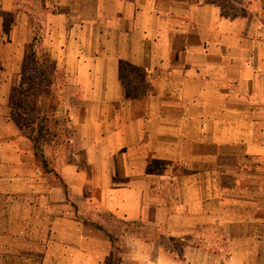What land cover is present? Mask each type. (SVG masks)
<instances>
[{"label":"crops","instance_id":"obj_1","mask_svg":"<svg viewBox=\"0 0 264 264\" xmlns=\"http://www.w3.org/2000/svg\"><path fill=\"white\" fill-rule=\"evenodd\" d=\"M223 1L31 6L61 10L43 44L80 94L71 140L86 164L62 171L90 192L77 217L9 118L33 12L0 0V264H103L102 212L157 232L120 236L131 264H264V0L232 15Z\"/></svg>","mask_w":264,"mask_h":264},{"label":"trees","instance_id":"obj_2","mask_svg":"<svg viewBox=\"0 0 264 264\" xmlns=\"http://www.w3.org/2000/svg\"><path fill=\"white\" fill-rule=\"evenodd\" d=\"M40 2V1H39ZM228 2L227 0L223 1ZM40 14H29L31 36L26 46L22 58L21 69L17 83L12 87L9 100V118L20 129L21 133L30 141L32 145L35 164L44 171L49 172V161L44 149L46 140H53L57 133L48 125L49 115H53L60 110L58 93L66 87V76L64 68H59L50 51L44 46L46 22L44 12L52 14L61 12L59 9L49 7H38ZM121 72V65L119 68ZM131 71L137 72L132 68ZM128 96L131 92L127 91ZM44 96V107L41 113H34L35 104L33 100ZM141 97L142 95H136ZM68 114L63 120L61 135L66 139V144H70L73 136V129L69 124ZM57 123V122H56ZM60 186L66 199L69 200V190L67 184L61 179ZM70 202V201H69ZM70 204H72L70 202ZM75 212L77 213L76 209ZM102 222L93 224L102 230L109 238L111 243V254H114L119 246V238L122 235L135 233L136 229L143 226L139 221H127L114 216L110 212L99 214ZM108 256L104 263L109 259Z\"/></svg>","mask_w":264,"mask_h":264},{"label":"rangeland","instance_id":"obj_3","mask_svg":"<svg viewBox=\"0 0 264 264\" xmlns=\"http://www.w3.org/2000/svg\"><path fill=\"white\" fill-rule=\"evenodd\" d=\"M21 3H25L28 7H25V9L32 11L34 15L40 14L41 9L38 7H31L33 5H37L36 0H18ZM228 2L224 3V7H222L225 11L229 12V15L235 14L237 11H245L247 7H243L246 4H251V7H248L249 9H257L260 7L261 1L259 0H227ZM51 8V7H49ZM56 7H53L52 9H55ZM47 12H44V19L46 22L47 18ZM48 26V25H47ZM47 29V27H46ZM46 32V31H45ZM46 34V33H45ZM47 36V35H46ZM50 38V37H49ZM50 42L53 43V39L50 40ZM52 45V44H51ZM52 48L51 46H49ZM54 58L56 59V48L55 53H53ZM18 76L11 77L10 85H15L17 83ZM13 85V86H14ZM76 84L74 82H69V85L67 83V86L64 90L60 91L58 93L59 95V102H60V110H57L53 115H49L48 119V125L52 130H55L57 133L56 138L53 140H46L44 143V149L46 152V155L48 156L49 161V169H51L49 172H44L41 167L39 168V171L41 173V176L44 177L51 185H55L56 188L60 186V181L62 179V171L67 169L68 165H73L75 169L79 170L80 168H85V157L83 151L76 147L74 142L72 140L70 141V144H66V139L61 135L62 127H63V120L65 118V115L68 114L71 117V122H69L70 126L74 129L78 126V117H74L73 111L70 107L71 104L79 103L80 94L78 92V88H75ZM44 96L40 95L39 97L35 98L33 100L35 104L34 113H41L42 109L44 107ZM4 109H0V113ZM81 115L83 114L82 109L78 112ZM80 115V116H81ZM57 122V123H56ZM73 139V138H72ZM88 168H86L87 171ZM68 173V172H67ZM87 177H90V171H87ZM86 186H88L86 184ZM61 187V186H60ZM87 187L85 188L83 196L78 197L76 193L71 192L70 187H68L69 190V200L64 198L62 196V193L56 194V203H60L61 200L63 203H67L70 201L72 204H68V208L73 211L76 209L77 217H85L84 215L87 212L91 211L89 209H82L83 205H86V199L88 197V194L90 193L87 191ZM61 199V200H60ZM69 202V203H70ZM58 210H64V209H56ZM84 210V211H83ZM97 221H101V217L96 218ZM135 235L139 238L143 239H156L158 238L157 232L148 224H143V226H140L136 229ZM120 246V243H119ZM117 251L114 254H111L109 256L110 258L106 261V263L103 264H131L132 258L128 254H124L122 251V248L116 249ZM126 253V252H125Z\"/></svg>","mask_w":264,"mask_h":264}]
</instances>
